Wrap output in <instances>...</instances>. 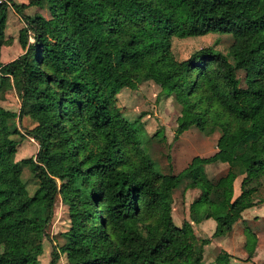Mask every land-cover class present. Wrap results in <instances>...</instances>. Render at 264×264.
I'll return each mask as SVG.
<instances>
[{
	"label": "trees",
	"instance_id": "1",
	"mask_svg": "<svg viewBox=\"0 0 264 264\" xmlns=\"http://www.w3.org/2000/svg\"><path fill=\"white\" fill-rule=\"evenodd\" d=\"M180 3L186 10L175 13ZM30 6L48 16L26 14ZM9 7L24 23L18 35L23 53L2 62ZM128 24L156 41L152 50L151 42H142L146 51L136 68L122 42ZM183 24L200 35L232 37L233 62L253 65L243 90L235 66L212 48L180 62L173 58L170 40ZM154 69L168 72L176 87L182 108L175 137L193 125L221 128L217 151L194 156L177 174L158 170L143 132L118 125L112 115L118 92L136 88ZM6 88L16 90L20 107L0 106V264H40L28 255L30 228L50 224L58 196L70 228L63 245L53 246L49 264L60 252L71 264H202L205 245L230 232L249 206L241 196L214 199L213 190L232 189L237 162L249 177L264 174V0H0V90ZM242 94L254 101V110L242 103ZM25 116L35 125L23 128V135L39 147L33 157L14 161L13 135L21 129L16 121ZM214 162L231 167L216 183L205 172ZM26 165L37 181L32 194L21 179ZM183 179L200 190L189 205L190 221L211 216V238L197 237L188 220L180 226L173 221L172 192ZM13 246L18 254L7 253ZM229 257L222 251L215 264H229Z\"/></svg>",
	"mask_w": 264,
	"mask_h": 264
},
{
	"label": "rangeland",
	"instance_id": "2",
	"mask_svg": "<svg viewBox=\"0 0 264 264\" xmlns=\"http://www.w3.org/2000/svg\"><path fill=\"white\" fill-rule=\"evenodd\" d=\"M13 1L16 3H28V0ZM29 8L28 12L26 9L24 10L26 14L41 13L44 16H48L46 9L33 6ZM184 10H186L184 3L174 7L175 13H183ZM17 15L11 8L9 9L1 45L2 62L10 61L23 53L18 41V35L19 29L23 27L24 23ZM148 32L143 33L138 24L125 26L122 42L127 51H129L128 62L133 68L139 67L141 64L142 56L144 51H146V44L144 46L142 43L144 40L148 43L151 42L148 44L150 50L155 47L156 41ZM232 42V37L228 34L207 33L200 35L194 26L183 24L174 30L170 40V52L177 62L186 60L192 54L201 53L206 48H212L215 52L226 55L235 66L236 75L243 90L245 88V74L251 70L253 65L251 63L236 64L233 62L229 56V47ZM194 99L195 97L192 96L191 100L194 101ZM241 101L250 110L255 109V103L251 98L242 94ZM0 106L7 110L18 112L20 98L14 88L0 90ZM181 108L180 103L176 99V87L172 84L168 72L154 69L144 74L136 88H122L118 92L112 115L118 125L126 126L131 124L143 132L147 139L144 143V149L157 163L158 170L164 174H177L190 163L194 156L209 157L213 155L217 151L216 142L221 135V128L217 125H207L205 130H200L193 125L181 135L175 137L174 132L181 119ZM16 122L18 129L20 127L21 129L19 134L13 135V138L18 141L13 159L14 161H20L33 157L39 146L35 138L23 135V128H32L35 122L28 116H25L21 122L18 120ZM21 134L23 137L20 136ZM235 165L237 192L233 194L230 190L225 192L214 189L212 198H225L230 202L241 196L243 203L255 201V205L260 204L264 208V174L245 179L243 174L245 172L240 163L237 162ZM228 169L227 165L222 166L220 170L205 165V172L209 178L211 177L210 179L213 183L217 181L218 176H224ZM21 179L25 183L28 192L32 194L37 186V181L28 165L23 166ZM187 182V179H183L172 192V218L177 226H180L185 221V218L190 216L189 199L193 197V194H198L197 198L196 196L193 197L194 200L200 196V190L198 188H195L197 189L195 192L189 190L194 188L186 186ZM234 226L226 238L221 237V252H230L229 264H258L253 262V255L248 256V253L252 251L251 245L256 235L254 231H261L260 234L264 237V217L259 225L248 224V227L238 221ZM69 228L68 208L58 196L54 203L50 224L46 228H42L39 225L31 226L32 243L28 248V255L37 258L40 264H49L53 246L60 247L63 245V233L68 231ZM242 235L245 236L247 245H244L240 240ZM196 236L201 238L199 233ZM19 251L20 248L18 246H13L7 253L18 254ZM71 263L68 253L60 252L56 264Z\"/></svg>",
	"mask_w": 264,
	"mask_h": 264
},
{
	"label": "crops",
	"instance_id": "3",
	"mask_svg": "<svg viewBox=\"0 0 264 264\" xmlns=\"http://www.w3.org/2000/svg\"><path fill=\"white\" fill-rule=\"evenodd\" d=\"M33 7H35V6H33ZM28 8H26V11L27 12H28L29 9H31V8H29V9ZM17 16H19V15H17ZM212 154H213V151H212ZM225 165H227V168H231L232 167V170L233 171H234V169H236L235 163L231 167L229 166V164H227L225 162H214V163H211V164H207L206 166H212L213 168L220 170L221 167L222 166H225ZM243 174H244L245 179L251 178V177L254 178V176H251V177L247 176L246 173H243ZM240 175H242V174H240ZM207 176H208V174H207ZM220 177H221V175L218 176V179ZM236 181H237V177H235V179L233 181V184H232V189L230 190L231 193L233 192V194H235V192H237L238 185H237V182ZM189 190H192L193 192H195V190H197V189L194 188V189H189ZM189 190H188V192H189ZM244 192H245V190H244ZM240 195H241V193H240ZM195 196L197 198L198 194L197 195L193 194V197H195ZM193 197H191L189 199L190 200V203L192 202V200H194ZM234 198H235V195H234ZM252 201H254V200H252ZM245 204H249V206H247L241 212V218H239L233 224V226L236 225V223L238 221L239 222H242L243 224H245V226H248V224H254V225L257 224V225H259L260 222H261V220L264 217V208H262L263 206H261L260 204L255 205V201L254 202H246ZM185 220H190V219H189V217H186ZM191 224H192L194 233L195 234L199 233L200 236H201V238H208V237L211 238L212 235H213V233H214V231H215V228H216V222H215V220L211 216H209V215L205 216V218H203L200 222H198V223L191 222ZM234 227H232V229ZM254 232L256 233V235L254 236L255 240H254L253 244L251 245L252 246V251L250 253H248V256L249 255H253V258H252L253 262H257L258 264H263L264 263V259H263V254H264V237L261 236V234H260L261 231L259 232V230H256ZM228 234H230V232H228L227 234H225L223 236H218V237L211 238V241L207 245H205V247H204L203 262H202V264H215V260H216L217 255L219 253H221V237L226 238V236H228ZM240 240L242 241V243L244 245H247L246 238H245L244 235H242V237L240 238ZM214 245H215L216 248L214 247ZM227 250H228V248H227ZM228 254H230V252H228ZM232 254H233V252H232Z\"/></svg>",
	"mask_w": 264,
	"mask_h": 264
}]
</instances>
